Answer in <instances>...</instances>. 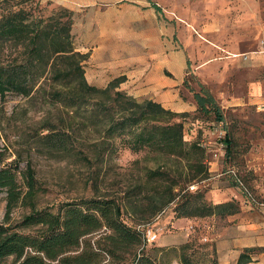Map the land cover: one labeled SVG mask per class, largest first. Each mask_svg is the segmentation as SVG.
I'll return each mask as SVG.
<instances>
[{"label": "rangeland", "instance_id": "rangeland-1", "mask_svg": "<svg viewBox=\"0 0 264 264\" xmlns=\"http://www.w3.org/2000/svg\"><path fill=\"white\" fill-rule=\"evenodd\" d=\"M244 2L35 0L34 6L39 3L35 12L44 18L62 8L73 12V41L77 51L89 56L84 67L90 84L106 87L113 80V73L104 72L94 64L92 57L95 52L103 56L114 53L118 60L123 56L140 54L161 75L164 73L171 78L178 76L175 69H162L155 63L166 56H179L183 63V87L177 99L165 92L142 94L140 91H145L147 87L139 88L138 84L133 83H122L119 90L131 96H134V91L140 93L134 96L139 101L151 99V96L170 95V98H161L163 105L166 109L184 115L174 121L183 123L185 140L190 144L195 143L201 149L208 172L206 177L190 184L189 192L202 194V199L209 204L235 200L241 212L243 205L253 206V198L260 201L264 199L256 189L262 182L260 172L263 171L264 160V105L246 104L223 108L225 121L220 123L213 113L207 115L199 111L198 107L193 112V95L201 92L202 88L207 89L197 72L202 63L215 55L218 59L223 58L229 51L255 49L259 29L257 17L264 19V0H260L261 6L253 14L239 9ZM230 4L233 9L229 10ZM207 23L212 25L209 27ZM252 37L254 39H248ZM18 53V50L11 48L6 55L16 56ZM152 73L154 78L158 77L155 70ZM49 91L42 90L27 98L10 94L0 104V154L4 157L0 168L17 167L21 172L18 177L21 182L22 172L27 165H31L39 188L40 207L89 198L97 192L116 197L123 201V219L128 225L135 226L145 234L149 229L156 231L158 238L152 243L147 240L145 254L154 259L162 257L164 264H180L176 258L178 250L171 249L190 242L191 247L187 253L194 264H212L216 258L214 247L203 239L199 227L193 224V217L176 222L180 219L175 218V205L167 207L151 222L144 223L146 198L158 186L156 181L147 185V172L162 168L183 181L187 173L178 160L170 161L165 156L146 150L137 153L120 147L116 152L109 153L105 148H94L95 140L103 134H99L97 129H79L75 125L78 146L90 160L87 162L80 157L49 152L39 137L44 133V126L48 122L61 129L69 125L65 113L49 105ZM227 132L233 141L230 156L226 155L227 146L224 142ZM103 151L105 156L100 159ZM6 209L7 192L0 189V223L5 220ZM22 213L20 209L14 210L12 221L18 220ZM162 249L166 252H162Z\"/></svg>", "mask_w": 264, "mask_h": 264}, {"label": "trees", "instance_id": "trees-1", "mask_svg": "<svg viewBox=\"0 0 264 264\" xmlns=\"http://www.w3.org/2000/svg\"><path fill=\"white\" fill-rule=\"evenodd\" d=\"M34 1L0 0V104L10 94L27 98L50 90L49 105L69 119L64 129L48 122L39 135L51 153L90 160L78 146L77 126L103 134L95 140L94 148H105L109 153L120 147L137 153L146 150L178 160L187 173L183 181L166 169L147 172V185L156 181L158 186L146 198L144 223L171 205H175L176 219L239 213L235 200L209 204L202 194L189 192L190 184L208 172L201 149L185 140L183 123L174 121L184 115L152 99L139 101L119 90L126 76L113 79L106 87L90 84L84 67L89 56L77 51L73 41V12L62 8L44 18L36 14L39 3L34 6ZM11 48L19 53L6 55ZM194 98L199 111L213 113L220 123L225 121L209 90L202 88ZM224 142L230 156L233 141L229 132ZM101 154L100 159L105 151ZM3 158L0 154V165ZM20 174L17 167L0 168V189L7 192L6 217L0 223V264H164L162 257L145 254L146 234L124 221L123 201L97 192L89 198L40 207L34 169L27 165L21 182ZM16 209L23 213L14 222L11 215ZM190 247L188 242L171 249L178 250L180 264H194L187 253ZM251 251L242 253L238 264L251 263ZM212 264H217L216 258Z\"/></svg>", "mask_w": 264, "mask_h": 264}, {"label": "crops", "instance_id": "crops-1", "mask_svg": "<svg viewBox=\"0 0 264 264\" xmlns=\"http://www.w3.org/2000/svg\"><path fill=\"white\" fill-rule=\"evenodd\" d=\"M231 5H228L229 10L233 9ZM259 6H261L260 0L252 2L245 0L239 9L247 10L253 14L259 9ZM153 7L155 8L154 5ZM258 17L259 29L258 39L255 38V49L250 51L235 49L237 52L229 51L220 59L215 55L198 67V74L203 78L207 89L215 97L222 110L246 104L264 105V19ZM211 25L207 23V26ZM254 37L248 39L252 40ZM92 58L98 69L113 73V79L126 76L124 83L138 84L139 88L146 86L145 91H140L142 94L148 92L152 95L165 92L166 95H172L171 98L177 99L178 93L183 87V63L179 56L174 58L166 56L155 63L162 69L167 67L175 69L178 74L177 78H171L164 73L161 75L159 70L150 66L151 62L140 54L123 56L118 60V56L114 53L103 56L101 53L95 52ZM150 69L151 71H149ZM152 70L157 72L158 77H153ZM130 81L131 83H129ZM146 82L149 84L144 85ZM132 93L134 96L140 95L135 91ZM169 96L163 97L162 95L155 98L151 96V99L163 105L164 101L161 98ZM197 107L193 95V112L197 110ZM215 165L217 166L218 163ZM262 167L263 171L260 172L262 182L256 186V189L258 194L264 198V160ZM255 171L258 172V169L255 168ZM253 206L243 205L241 212L226 217L193 218V224L199 227L198 231L202 234L203 239L214 247L217 264H238L241 254L248 249H253L249 253L252 258V262L249 264H264V199L260 201L253 198ZM195 232L197 233V230Z\"/></svg>", "mask_w": 264, "mask_h": 264}, {"label": "built area", "instance_id": "built-area-1", "mask_svg": "<svg viewBox=\"0 0 264 264\" xmlns=\"http://www.w3.org/2000/svg\"><path fill=\"white\" fill-rule=\"evenodd\" d=\"M251 197H252V195H251ZM157 238H158V235H157L156 231H154V229H149L148 233L146 234V239L148 240V242L152 243V242L156 241Z\"/></svg>", "mask_w": 264, "mask_h": 264}]
</instances>
